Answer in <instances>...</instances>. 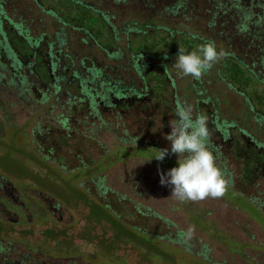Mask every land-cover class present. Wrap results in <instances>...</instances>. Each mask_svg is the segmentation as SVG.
I'll return each mask as SVG.
<instances>
[{
  "label": "trees",
  "instance_id": "trees-1",
  "mask_svg": "<svg viewBox=\"0 0 264 264\" xmlns=\"http://www.w3.org/2000/svg\"><path fill=\"white\" fill-rule=\"evenodd\" d=\"M131 1L54 0V4L46 8L40 0H32L29 5L35 7H30L29 11L36 8L38 13L44 14L46 17L41 19L44 21L43 26L48 24L47 27L50 28V32L33 36V20L29 21L25 18V13L22 14L17 9L13 12L14 18H11L5 10L6 2L0 0V144L13 153L12 158H2L1 163L10 175H14L12 171L15 166H18L21 174L24 169L39 166L42 171L35 175L33 183L46 190L52 183L58 185L46 178L50 173L57 172L60 177H65L81 169L83 173L75 175V179H82L91 186L99 182V176L95 175V169L100 170L96 168L99 162H116L118 157L123 156V151L132 154L136 148L144 150L141 155L153 159V149H162L157 142L150 144L144 138L146 135H154L151 131L154 123L151 118L154 114H162V122L159 121L162 126L177 119L176 106L180 103V97L171 74V66L175 63L179 49L189 53L203 43L215 41L198 36L185 28L180 30L164 26L160 21V15L164 13L167 16L180 15L189 20L186 12L194 10L190 9L194 0H177L163 10L157 7V0H136L145 8L153 9L155 16L141 25L129 21L118 26L115 23V7L126 8L131 6ZM195 1L203 5L209 31L216 30V27L222 28L217 35L229 42V51L201 79L187 77L194 100H190V103L186 99L184 101L198 108V114H201V106L212 105L214 111L206 115L210 122L207 128L209 137L212 133L219 139V145L209 143L210 150L223 167L222 172L225 175L229 174L228 159L224 152L227 149L242 170L244 181L253 184L260 177L259 172L264 173V144L255 141V138H251L244 131L238 138L230 139V128L234 123L219 121L217 113L221 102L207 88L208 93H203L202 87L203 82L226 85L243 97L248 109L247 115L254 118L258 128H264V0H250V3L246 0ZM195 19H199V16ZM170 38L180 41V44L177 42V45L165 53L159 47ZM236 39L241 43L234 51L232 46ZM216 48L218 50L217 46ZM247 58L252 59V64L247 62ZM228 66L233 67L231 78L226 76ZM155 68L161 70L160 79L166 85L165 88L169 89L171 86V95L166 99L161 95V101H158L159 96L150 85ZM252 85L256 87L255 92L259 95L246 93L247 89L253 91L250 87ZM62 97L68 98L64 100ZM255 100L263 110L256 107ZM162 106L168 109H161ZM14 108L27 113L31 120L38 117L43 119L29 130L32 137L31 148L25 151L19 149L24 152L23 159L17 147H14L15 140L8 143L7 139H3L6 133L12 139H18L21 129L27 127L12 124ZM134 110L136 116L132 118L133 123L140 131L131 137L128 130H125L127 117L124 114ZM105 132L113 133L120 140L118 145L121 151L117 155L100 140ZM242 138L245 140H241ZM66 139H88L93 144L85 149L78 148L76 158L66 160L61 157L59 149L64 144L62 141ZM169 149L170 152L171 148ZM96 150L98 155L94 156L95 153L92 152ZM6 153L4 157H8ZM168 157L174 161L172 156ZM75 162L76 166L72 167L71 164ZM84 170L91 171L86 173ZM81 187L87 186L63 189L73 198H65L68 202L83 203L89 209L92 220H88V223L98 218L107 221L118 229V236L122 234L121 241L126 237L131 238L130 241H135L144 249L163 257L165 251H161L159 245L177 248L175 243L181 242L174 237L167 242L163 236L151 234L148 228L131 224L123 217L119 207L121 204L131 205L132 200L124 196L116 198L115 192L111 191V199L105 197L106 201L101 202L95 199L99 198L95 190H83ZM106 193L104 190L103 195ZM242 194L244 195L243 192ZM59 195L64 197L62 192ZM246 197L252 199L251 196ZM140 214L154 215L148 210ZM159 221L169 227L168 221ZM118 236H113L110 241L112 249L114 246L111 244H118Z\"/></svg>",
  "mask_w": 264,
  "mask_h": 264
},
{
  "label": "rangeland",
  "instance_id": "rangeland-1",
  "mask_svg": "<svg viewBox=\"0 0 264 264\" xmlns=\"http://www.w3.org/2000/svg\"><path fill=\"white\" fill-rule=\"evenodd\" d=\"M4 1L6 2L5 10L11 18H14L13 12L17 9L22 14L25 13V18L29 21L33 20L31 26L33 36L46 31L50 32L48 24L43 26L44 21L41 20L46 16L38 13L36 8L29 11V8L34 6L29 5L32 0ZM40 1L46 8L48 5L54 4V0ZM139 1L132 0L131 6L126 8L115 7L117 15L115 23L118 26L129 21L141 25L155 16L153 9L145 8ZM176 1L157 0L156 5L163 10L166 6L175 4ZM246 1L250 3V0ZM193 2L194 5L190 9L194 10L186 12L189 20L180 15L167 16L164 13L160 15V21L164 26L173 29L183 30L185 28L198 36L212 38L218 51L223 53L229 51V42L227 43L224 38H218L217 35V32H221L222 28L216 27V30L210 32L202 3L195 0ZM196 16H199V19H195ZM177 42L180 44V41ZM177 42L170 38L159 48L167 53L171 50L170 48L177 45ZM239 43H241L239 40H233L232 49L234 51L238 45L240 46ZM246 60L252 64L251 58ZM171 67L180 103L186 104L185 99L187 103H190V100H194L188 85L190 76L182 77L173 65ZM233 73V67L229 68L228 66L226 76L231 78ZM161 75V70L155 68L150 79V85L159 96L157 97L158 101H161V95H164V99L171 95V86L169 89L165 88L166 85L160 79ZM250 87L253 88V91L245 88L239 89L246 90L248 95H259L258 92H255L256 87L254 88L253 85ZM202 88L203 93H208L206 92L207 88L211 94L219 98L221 102L220 110L217 113L219 121L227 120L229 123H234L230 128V139L238 138L244 131L251 138H255V141L264 144V128L262 129L261 126L258 128L254 118L247 115L248 109L244 104L243 97L224 84L203 82ZM67 98L62 97L61 99L66 100ZM161 103L159 102V104ZM254 103L259 110H263L258 101L255 100ZM160 108L168 109L166 106ZM193 109L195 117L198 115V108L193 107ZM14 110L12 124L27 127L21 129L18 139H12L11 135L7 133L3 139H7L8 143L15 140L16 146L14 147H17L18 151L19 149L25 151L32 145L29 130L37 126L36 122H41L43 119L38 117L39 119L31 120L27 113L17 111V108ZM213 111L214 108L210 104L200 107V112L204 116ZM157 115L154 114V117L151 118V121H154L151 130L154 135H146L144 139L150 144L157 142V145L162 149H169L170 142L165 137L171 133L170 122L162 126L160 122H162L163 116L162 114ZM134 116H136L135 110L124 114V117H127V129H124L128 130L131 137L140 131L133 123ZM168 117H170L169 114ZM207 124L210 122L207 121ZM210 135L209 143L215 146L219 145V139L215 138L212 133ZM100 140L110 146L114 155L121 151V147L118 145L120 140L116 139L113 133L105 132ZM247 141L252 142L251 139H247ZM62 142L64 144L59 148L60 155L66 160L76 158L79 153L78 148L85 149L88 145L93 144L89 143L88 139H66ZM0 145H2V147L0 146V219L2 220L0 226L3 224L0 228V264H264V173L260 171V177L253 184H250L249 181V183L245 182L242 170L227 149H224V152L228 159L229 174L224 176L228 180L229 186L225 195L218 199L207 198L203 201L181 202L171 197V187L162 186L160 183V172L166 173L171 168L178 166L176 163L178 157L174 154H170L174 161L167 156L161 162L141 155L144 151L141 148H136L132 154L123 151V156L118 157L116 162L105 160L97 164L96 168L100 169H95V175L99 176L98 183L95 182L90 186L82 179H75V175L83 173L81 169L75 170L65 177H60L55 172L50 173L46 178L58 185L52 183L46 190H43L33 183L35 175L42 171L39 166L24 169L22 174L18 166H15L12 171L14 175H10L2 167V158H12L13 153L5 149L3 144ZM5 153L8 157H4ZM19 153L23 159L22 153L24 152L19 151ZM92 153H95L94 156L98 155L97 150ZM152 156H155V153ZM216 163L223 170L217 160ZM6 164L9 165V162ZM71 166L75 167L76 162ZM74 186H87L81 188L95 190L99 194V198L95 199H99L101 202L106 201L105 197L113 196L111 191L115 192L116 198L124 196L128 200H132L131 205L121 204L119 207L123 217L131 224L148 228L151 234L163 236L167 242L170 241L169 238L173 237L181 242L175 243L177 248L164 245L160 247L159 245L161 251H165L163 257V255L150 252L149 249H144L135 241H130L131 238L126 237L121 241L122 234L118 236L116 227L99 218L88 223V220H92V217L89 216V209L83 203H73V201L70 203L65 199L72 200L73 198L63 187L72 188ZM104 190L109 192L108 196L107 193L103 195ZM61 192L64 197L59 195ZM246 195L251 196L252 199L247 198ZM147 210L154 215L147 214L144 215L146 218H142L144 216H140V213ZM160 219L168 221L169 227H165L159 221ZM113 236H118L119 241L118 244H111L114 246L112 249L109 244ZM161 251H157V253H161ZM167 252L170 254L168 255Z\"/></svg>",
  "mask_w": 264,
  "mask_h": 264
},
{
  "label": "clouds",
  "instance_id": "clouds-1",
  "mask_svg": "<svg viewBox=\"0 0 264 264\" xmlns=\"http://www.w3.org/2000/svg\"><path fill=\"white\" fill-rule=\"evenodd\" d=\"M223 56L215 43L209 41L189 53L180 48L173 67L180 76L199 80ZM193 112L191 105L177 103V119L170 121L171 133L165 137L171 151L168 148L153 149V159L157 161L162 162L170 154L178 157L177 167L166 173L160 172V183L171 187V197L181 202L222 198L229 186L209 148L207 117L202 114L194 117Z\"/></svg>",
  "mask_w": 264,
  "mask_h": 264
}]
</instances>
